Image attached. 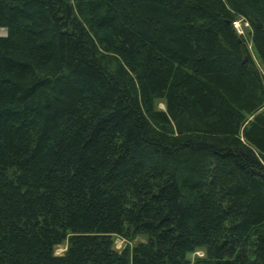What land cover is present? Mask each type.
<instances>
[{
    "label": "trees",
    "instance_id": "obj_1",
    "mask_svg": "<svg viewBox=\"0 0 264 264\" xmlns=\"http://www.w3.org/2000/svg\"><path fill=\"white\" fill-rule=\"evenodd\" d=\"M0 29V264H264V0H0Z\"/></svg>",
    "mask_w": 264,
    "mask_h": 264
},
{
    "label": "rangeland",
    "instance_id": "obj_2",
    "mask_svg": "<svg viewBox=\"0 0 264 264\" xmlns=\"http://www.w3.org/2000/svg\"><path fill=\"white\" fill-rule=\"evenodd\" d=\"M239 27H240L241 35L245 38L246 37L245 32L247 29L246 25L242 23L239 25ZM4 34H5L4 30L0 29V36H3ZM245 39H246L247 49H248L251 57L255 61V58L253 56V53L251 52L247 38H245ZM155 106L158 110H163V108H164L162 102H159V101L156 102ZM144 241H145V237H143L141 235H137V236L133 237L131 240H128V239L125 240V239L114 237L113 238V249L115 251L119 252L121 249L125 248L126 246L132 247L135 244L140 243V242H144ZM64 249H65V244L58 245L54 248V254L55 255H61L63 253ZM201 256H202V251L198 250V251H195V253L193 254L192 257H201Z\"/></svg>",
    "mask_w": 264,
    "mask_h": 264
},
{
    "label": "built area",
    "instance_id": "obj_3",
    "mask_svg": "<svg viewBox=\"0 0 264 264\" xmlns=\"http://www.w3.org/2000/svg\"><path fill=\"white\" fill-rule=\"evenodd\" d=\"M242 24L240 21H235L232 23V27L237 34H241L239 25ZM244 24V23H243Z\"/></svg>",
    "mask_w": 264,
    "mask_h": 264
}]
</instances>
